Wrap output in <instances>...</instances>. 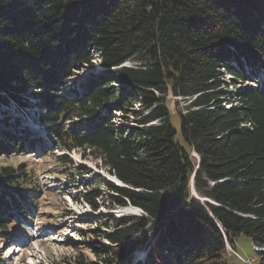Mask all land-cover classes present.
<instances>
[{
	"label": "trees",
	"instance_id": "1",
	"mask_svg": "<svg viewBox=\"0 0 264 264\" xmlns=\"http://www.w3.org/2000/svg\"><path fill=\"white\" fill-rule=\"evenodd\" d=\"M96 58L102 68L82 91L67 88ZM245 67L264 70V0H0V158L42 149L7 114L33 98L54 147L100 158L123 182L100 177L81 199L94 211L142 210L104 223L107 243L90 247L101 260L229 264L227 242L244 233L264 264V85L224 106L229 85L251 81ZM169 86L189 99L178 112L185 144L165 106ZM43 190L32 164L0 166V240L16 235L8 227L18 217L32 222ZM138 251L146 255L134 262Z\"/></svg>",
	"mask_w": 264,
	"mask_h": 264
},
{
	"label": "rangeland",
	"instance_id": "2",
	"mask_svg": "<svg viewBox=\"0 0 264 264\" xmlns=\"http://www.w3.org/2000/svg\"><path fill=\"white\" fill-rule=\"evenodd\" d=\"M99 61L96 58L94 68L84 66L77 70L75 75L68 79L67 88L75 87L81 92L80 82L90 72L101 67ZM129 64L133 63L128 62L127 65ZM245 73H250L251 81L246 83H239L238 81L235 86L229 85L226 89L229 91L231 100L229 97L225 98V107L236 102V93L243 87L264 85V70L255 75L251 73L248 67H245ZM28 100L29 103L26 108L17 107L16 109L13 107L15 104L11 103L7 109V114H10L9 121H12L14 126L19 119L18 122L27 128L30 137L39 138L38 142L43 145L42 149L37 147L27 153L8 159L0 158V166L20 162L32 164L39 171L44 190L40 194L37 214H35L32 222L22 221L18 217L16 221L17 224L21 223V226L13 223L9 225V230L15 231L16 235L10 239L3 238L0 240V262L1 264H65L71 257L79 256L88 261L89 264H107L99 256H96L90 248L92 245L101 247V244L107 243L101 237L103 233L108 231L104 223L109 221L111 215H140L142 211L136 210L132 206L127 209H134L135 211L130 212L125 211L126 208L124 207L108 208L107 205L103 204L98 211L91 209L81 199V195L86 192L88 186L97 185L100 177L105 178L103 174L110 178L113 176L107 174L109 172L100 158L93 155L83 157V151L80 149L68 152L54 147L51 140L43 136L45 131L41 123L37 122L39 107L33 103V98ZM188 103L189 99L180 96L174 99L170 105L171 124L177 131L176 141L180 144H185V141L181 134V116L178 112H186ZM114 115V121L117 125L123 122L121 114L115 113ZM28 124L33 125V129H30ZM3 126L4 124L0 122V129ZM43 148L48 149L42 152ZM88 153L89 151H87ZM64 156L69 157L71 163L63 162ZM80 172H85V174L82 175ZM99 190L103 195L99 199L105 200V193L108 191L102 184L99 186ZM92 230H95L98 236L92 237ZM234 248L231 246V249H228V252L231 253L228 257L229 264H258V254L250 236L244 233L238 234L235 237ZM143 253L145 252H136L134 262L142 260L144 258Z\"/></svg>",
	"mask_w": 264,
	"mask_h": 264
},
{
	"label": "water",
	"instance_id": "3",
	"mask_svg": "<svg viewBox=\"0 0 264 264\" xmlns=\"http://www.w3.org/2000/svg\"><path fill=\"white\" fill-rule=\"evenodd\" d=\"M178 98V96H176L175 94H174V92H173V89H172V87L171 86H169L168 87V92H167V98H166V101H165V106L167 107V108H169L170 109V105H171V103L174 101V99H177ZM193 156H195V157H197L198 158V165H197V167H196V169H198V167H199V163H200V158H199V156L197 155V154H193ZM110 174V173H109ZM104 175V177L105 178H107V179H110V180H113V179H111L109 176H107L106 174H103ZM116 177V176H115ZM117 178V177H116ZM118 179V178H117ZM119 180V179H118ZM114 181V180H113ZM114 182H116V181H114ZM117 184H119V185H123V182L122 181H120L119 180V182H116ZM191 192H192V194H194L195 196H197L198 197V195H197V192H196V189H195V186H194V175L192 176V179H191ZM199 199H201V201H210L209 199H207V198H199ZM130 206H132V205H130ZM132 207H135V206H132ZM136 208V210H137V208H139V207H135ZM140 210H141V208H139ZM125 211H135V210H133V209H125ZM227 248L228 249H231V246L229 245V243H227Z\"/></svg>",
	"mask_w": 264,
	"mask_h": 264
},
{
	"label": "bare ground",
	"instance_id": "4",
	"mask_svg": "<svg viewBox=\"0 0 264 264\" xmlns=\"http://www.w3.org/2000/svg\"><path fill=\"white\" fill-rule=\"evenodd\" d=\"M101 68H102V67H100V68H98V69H101ZM32 126H33V125H32ZM195 154H196V153H195ZM107 174H109V173H107ZM109 175H111V174H109ZM112 176H113V177H112ZM112 176H111V177L113 178L114 181L119 182V180H118L114 175H112ZM112 178H111V179H112ZM128 207H130V205H128L127 207H124V208L127 209ZM122 208H123V207H122ZM134 208H135V207H134ZM135 209H136V208H135ZM137 209H139V208H137ZM133 210H134V209H133ZM143 254H145V253H143Z\"/></svg>",
	"mask_w": 264,
	"mask_h": 264
}]
</instances>
